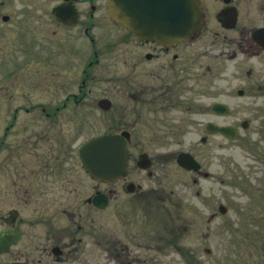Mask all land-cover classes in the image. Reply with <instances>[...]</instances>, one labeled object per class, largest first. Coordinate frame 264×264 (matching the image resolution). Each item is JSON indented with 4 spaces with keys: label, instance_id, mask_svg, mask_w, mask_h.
<instances>
[{
    "label": "flooded vegetation",
    "instance_id": "af4514ba",
    "mask_svg": "<svg viewBox=\"0 0 264 264\" xmlns=\"http://www.w3.org/2000/svg\"><path fill=\"white\" fill-rule=\"evenodd\" d=\"M10 7L0 0V264L187 256L180 244L190 225L180 206L166 205L165 171L205 178L193 151L213 137L229 141L209 123L244 122L216 115L214 104L240 90L264 96V0H202L201 22L184 39L176 14L169 29L135 30L109 14L108 0ZM231 79L243 86L231 89ZM101 135L128 151L118 179L93 178L81 160ZM182 152L198 172L178 164Z\"/></svg>",
    "mask_w": 264,
    "mask_h": 264
},
{
    "label": "rangeland",
    "instance_id": "374dc122",
    "mask_svg": "<svg viewBox=\"0 0 264 264\" xmlns=\"http://www.w3.org/2000/svg\"><path fill=\"white\" fill-rule=\"evenodd\" d=\"M10 3L11 10L3 11H12L16 0ZM53 39L57 45L58 36ZM56 57L64 60L61 49ZM262 77L264 84V70ZM240 86L230 80L231 89ZM253 92L248 89L242 98L231 92V113L226 119L247 120L249 129L241 128L236 141L213 137L208 146L193 151L210 174L208 178L194 184L193 174L179 172L172 165L166 168L162 184L166 205L180 206L179 221L190 225L180 244L188 255L171 250L157 264H264V96L257 100ZM200 135L198 127L191 140ZM220 205L227 208L225 214L220 213Z\"/></svg>",
    "mask_w": 264,
    "mask_h": 264
},
{
    "label": "water",
    "instance_id": "95a60500",
    "mask_svg": "<svg viewBox=\"0 0 264 264\" xmlns=\"http://www.w3.org/2000/svg\"><path fill=\"white\" fill-rule=\"evenodd\" d=\"M121 10L122 18L118 16ZM176 9V10H174ZM174 11H176V24L183 32L181 38L193 32L201 20L200 0H110L109 13L127 27L136 30L157 29L160 26H170L174 23ZM243 94V92H240ZM214 111L226 115L229 108L223 104H216ZM210 132L220 131L230 139H235L237 129L234 127H217L210 124ZM115 138L112 136H100L87 142L81 151V158L88 172L94 178L111 180L126 173L128 154L126 149L113 148ZM179 163L186 168H198L199 164L190 155L183 153L179 156ZM220 211L226 209L221 206Z\"/></svg>",
    "mask_w": 264,
    "mask_h": 264
}]
</instances>
